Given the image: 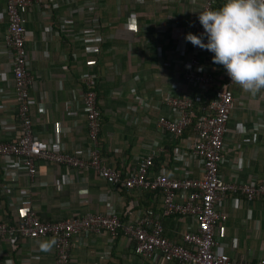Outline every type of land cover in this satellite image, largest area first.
<instances>
[{
	"label": "crops",
	"instance_id": "crops-1",
	"mask_svg": "<svg viewBox=\"0 0 264 264\" xmlns=\"http://www.w3.org/2000/svg\"><path fill=\"white\" fill-rule=\"evenodd\" d=\"M54 2L57 5L36 0L25 11L27 62L33 76L29 96L34 136L50 142L58 131L67 151L84 154L89 143L80 99L81 81L94 72L101 112L100 151L106 163L124 170L152 148L161 150L154 167L164 168L167 176H200L198 162L192 158L178 161L171 153L174 146H186L189 140L184 136L169 142L157 132L155 122L158 116L168 114L159 104V97L173 81L181 80L176 48L191 33L202 0ZM93 3V19L104 30L97 55L87 54L85 43L58 32L59 21L70 13L74 29L81 27L84 16L75 9ZM5 7L6 0H0V142L17 139L21 134L12 96V56L4 41L8 25ZM219 66L212 62L208 71L215 72ZM230 89L235 100L224 138L220 174L227 181L264 180V89L256 95L234 83ZM239 123L244 133L236 129ZM34 181L35 186H30L25 172L0 163V215L4 221L16 224L25 208L34 209L41 220L50 222L68 218L74 211L105 214L113 210L124 221L150 214L161 220L164 235L178 243L185 231L194 228L188 217H162L159 194L112 187L92 172L38 161ZM221 210L225 218L217 225L218 251L233 260L264 257V198L247 201L239 197L234 205L230 196ZM41 242L51 243L50 250H42ZM52 242L49 237L22 239L18 250L4 242L2 264H53ZM69 264L150 263L134 254L131 241L124 235L113 239L105 233H89L72 239Z\"/></svg>",
	"mask_w": 264,
	"mask_h": 264
},
{
	"label": "built area",
	"instance_id": "built-area-1",
	"mask_svg": "<svg viewBox=\"0 0 264 264\" xmlns=\"http://www.w3.org/2000/svg\"><path fill=\"white\" fill-rule=\"evenodd\" d=\"M92 1V0H90ZM36 0H6L5 13L8 25L4 41L11 51L13 73V99L16 104V120L21 132L17 139L0 142V163L6 168L13 167L25 172L30 186H35L37 162L43 161L55 166H64L76 172H92L104 183L112 187L140 189L159 194L162 202L161 215L164 218L188 217L194 225L181 236V243L174 242L164 235L163 224L158 217L144 214L126 221L113 210L107 213H80L74 211L70 217L54 220H41L32 208L21 211L19 222L10 224L0 215V264L1 246L4 242L18 250L22 239L49 237L53 243V264H69L72 239L89 233H105L111 238L126 236L132 243V251L150 264H264V257L256 260H233L218 251L216 241L217 225L225 218L223 204L232 197L234 205L239 197L247 201L264 198V180L245 182L227 181L220 174L225 151L224 138L227 124L234 108L232 81L222 65L215 72L208 71L214 53L194 46L181 39L176 52L181 80L173 81L170 87L160 94L159 104L167 115L158 116L155 122L157 132L171 142L184 138V130L192 124V133L187 136L189 144L174 146L173 156L178 161L194 159L201 170L200 176L183 174L179 178L167 176L166 170L154 171L155 157L159 152L150 148L149 153L140 157L135 164L121 170L106 163L100 151L101 112L97 98V75L90 72L82 78L80 95L82 111L85 116L89 146L84 154L67 151L56 131L52 141L37 139L32 128L29 96L33 76L28 67L26 49L25 11ZM57 5L54 0H48ZM217 0H202L195 13L191 33L204 32L199 22V12L211 9ZM95 4L77 6L75 12L84 16V27L75 32L74 17L59 21L58 32L71 36L77 42L87 45L86 53H99L101 42L94 19ZM207 43V39H204ZM202 69V70H200ZM215 86L217 88H215ZM213 91V96L208 93ZM139 104L148 107L142 99ZM195 101H199L195 106ZM195 109L197 112H195ZM196 117L193 122V118ZM236 129L244 133V126L237 124ZM15 177L18 178V175ZM67 177L63 181H66ZM68 182V181H67ZM45 185V184H43ZM60 188L61 183L56 184Z\"/></svg>",
	"mask_w": 264,
	"mask_h": 264
},
{
	"label": "clouds",
	"instance_id": "clouds-1",
	"mask_svg": "<svg viewBox=\"0 0 264 264\" xmlns=\"http://www.w3.org/2000/svg\"><path fill=\"white\" fill-rule=\"evenodd\" d=\"M198 19L204 32L188 33L186 41L214 53L213 63L244 92L256 95L264 89V0H225L217 10L200 11ZM40 247L48 251L51 243Z\"/></svg>",
	"mask_w": 264,
	"mask_h": 264
},
{
	"label": "trees",
	"instance_id": "trees-1",
	"mask_svg": "<svg viewBox=\"0 0 264 264\" xmlns=\"http://www.w3.org/2000/svg\"><path fill=\"white\" fill-rule=\"evenodd\" d=\"M225 1L224 0H217V2H216V4L212 7V10H217V9H219L222 5H223V3H224ZM96 12V9L94 10V12L92 13V18H93V16H94V13ZM92 25L93 26H95V30H96V32H97V34H100V36H102L101 34H102V31H104L103 29H102V27H101V24L99 23V22H97V21H95L94 23H92ZM75 26V25H74ZM84 27V22H83V24H82V26L80 27V25H79V28H76L74 31L75 32H78L79 30H81L82 28ZM106 29V28H105ZM102 43H103V38L101 39V42H100V44H99V53H100V51H101V46H102ZM98 53V54H99ZM97 55V54H96ZM215 88H217L216 86H215ZM211 96H213V91H211V92H209L208 93V97H211ZM198 104H199V101H195V103H194V105L195 106H198ZM195 112H197V110L195 109ZM195 119H196V117H194L193 118V122L195 121ZM100 130H101V119H100ZM191 133H192V124L189 126V127H187L185 130H184V132H183V137L185 136V137H187V136H189V135H191ZM99 137H100V133H99ZM169 142H171V141H169ZM170 146L172 147V144L170 143ZM171 148H169V150H170ZM172 151H173V148L171 149ZM172 151H171V153H172ZM159 168H153V170H158ZM152 192V191H151ZM107 235V234H106Z\"/></svg>",
	"mask_w": 264,
	"mask_h": 264
}]
</instances>
